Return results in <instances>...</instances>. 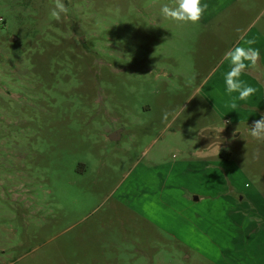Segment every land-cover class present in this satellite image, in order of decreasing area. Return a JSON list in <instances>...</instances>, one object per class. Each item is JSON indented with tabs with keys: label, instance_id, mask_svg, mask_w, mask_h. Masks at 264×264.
Segmentation results:
<instances>
[{
	"label": "rangeland",
	"instance_id": "rangeland-1",
	"mask_svg": "<svg viewBox=\"0 0 264 264\" xmlns=\"http://www.w3.org/2000/svg\"><path fill=\"white\" fill-rule=\"evenodd\" d=\"M204 2L181 26L171 0H64L60 22L55 0H0V264H212L186 244V176L224 180L207 204L230 185L264 202V74L241 75L246 101L225 85L228 51L264 54V0ZM156 166L172 178L141 200L129 186Z\"/></svg>",
	"mask_w": 264,
	"mask_h": 264
},
{
	"label": "crops",
	"instance_id": "crops-1",
	"mask_svg": "<svg viewBox=\"0 0 264 264\" xmlns=\"http://www.w3.org/2000/svg\"><path fill=\"white\" fill-rule=\"evenodd\" d=\"M247 71L252 76H262L264 74V54L260 52L256 67H250ZM220 153L218 154L220 159L228 156L220 155ZM174 166L178 169L177 173L184 171L185 166ZM155 168L156 170L147 167L139 168L129 186L134 187L137 184L136 188L140 192L141 200L147 199L149 195L156 196L157 191H164L163 184L167 185L169 178H172V176L154 173L158 171L157 166ZM208 171L210 175L208 181L195 176L185 178L184 187L189 190L190 194L196 187L202 186L201 191L194 192L198 194L194 202L187 201V197L186 204L183 203L189 210L186 227L187 246L193 248L194 252L202 255L212 264H264V202L260 201L261 197L256 193L239 191L230 185L232 186L231 196H225V205L207 204L209 201L203 200L204 192L207 189H217L225 184L221 178H211V170L205 172ZM165 178H167L166 182ZM125 191V194H130V190ZM131 193L134 197L138 196L135 192L131 191ZM196 204L199 207L198 210H192L191 207Z\"/></svg>",
	"mask_w": 264,
	"mask_h": 264
},
{
	"label": "clouds",
	"instance_id": "clouds-1",
	"mask_svg": "<svg viewBox=\"0 0 264 264\" xmlns=\"http://www.w3.org/2000/svg\"><path fill=\"white\" fill-rule=\"evenodd\" d=\"M208 10V4L204 0H171L170 4H163L160 6V16L165 20L175 22L177 25H196L203 19L204 14ZM68 7L64 0H55V6L50 11V19L60 22L62 16L67 15ZM239 31V29H237ZM256 43L255 40L249 39L246 41L247 47L235 46L226 53L225 59L229 62L230 68L225 73L226 91L231 93H238L236 99L246 101L249 97L256 93L257 88L246 84L240 79L241 75L245 73L250 67L254 68L260 59V50L252 47ZM194 80H189L191 84ZM232 107L235 109L237 104L234 102ZM168 113H165L164 118L167 119ZM225 127H223L220 131ZM239 128V126H238ZM236 129V132L238 131ZM248 131L250 137L258 143L264 144V114H261L258 120L253 121L249 126ZM235 135V133L233 134ZM220 151L216 152L218 156ZM254 158L259 159V153H254Z\"/></svg>",
	"mask_w": 264,
	"mask_h": 264
},
{
	"label": "water",
	"instance_id": "water-1",
	"mask_svg": "<svg viewBox=\"0 0 264 264\" xmlns=\"http://www.w3.org/2000/svg\"><path fill=\"white\" fill-rule=\"evenodd\" d=\"M119 138V131H115L114 133L109 134L108 140L112 142H116Z\"/></svg>",
	"mask_w": 264,
	"mask_h": 264
},
{
	"label": "trees",
	"instance_id": "trees-1",
	"mask_svg": "<svg viewBox=\"0 0 264 264\" xmlns=\"http://www.w3.org/2000/svg\"><path fill=\"white\" fill-rule=\"evenodd\" d=\"M223 154H225V152L222 151V152L220 153V155H223ZM226 155H228V154H226Z\"/></svg>",
	"mask_w": 264,
	"mask_h": 264
}]
</instances>
